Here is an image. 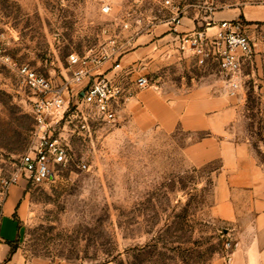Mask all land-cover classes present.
Returning a JSON list of instances; mask_svg holds the SVG:
<instances>
[{
	"label": "rangeland",
	"instance_id": "1",
	"mask_svg": "<svg viewBox=\"0 0 264 264\" xmlns=\"http://www.w3.org/2000/svg\"><path fill=\"white\" fill-rule=\"evenodd\" d=\"M167 1L0 0V211L7 197H17L18 223L11 242L0 239V264H211L232 248L230 225L211 210L218 160L193 165L183 153L202 133L143 126L126 112V101L114 122L100 121L81 103L82 87L77 88L68 104L76 117L61 128L67 165L38 183L20 170V156L31 144L33 97L18 66L58 84L70 77L69 54L86 62L109 54L102 68L93 70L107 73L148 18L165 19L176 11L180 19L204 27L221 13L241 10L235 20L246 24L242 8L264 7V0ZM104 2L110 5L107 13L100 9ZM254 24L255 49L264 65V22ZM142 72L140 66L126 76L132 93L141 90L135 79ZM183 72L200 76L203 70L191 66ZM179 76L171 61H156L147 74L150 83L161 77L175 84ZM255 85L247 78L244 93L236 95L235 131L264 164V93ZM82 116L87 128L80 127ZM11 177L16 183L5 187Z\"/></svg>",
	"mask_w": 264,
	"mask_h": 264
},
{
	"label": "crops",
	"instance_id": "2",
	"mask_svg": "<svg viewBox=\"0 0 264 264\" xmlns=\"http://www.w3.org/2000/svg\"><path fill=\"white\" fill-rule=\"evenodd\" d=\"M239 13L241 10L221 13L213 23L235 19ZM242 13L246 30L253 37L254 23L264 22V7L242 8ZM170 17L148 18L143 32L132 38L131 49L119 62L123 67L141 66L147 77L156 61H171L180 68L179 80L169 84L158 77L148 87L132 93L133 84L126 79L127 75H121L120 83L128 95L125 110L131 117L139 118L143 126L165 132L180 128L190 134L202 133L184 146L183 153L193 165L218 160V167L213 170L211 210L233 231L232 248L211 264H264V164L248 150V139H240L235 131V121L240 117L236 95L244 93L247 78H252L255 87L259 86V92L264 93V65L256 52L254 64L243 67L234 90L213 68L202 69L200 76L185 74L183 70L196 65L177 53L175 38L177 33L196 26L183 18L174 23ZM114 72L109 70L106 74ZM16 199L7 197L0 211V239L4 243L11 242L17 233L18 223L13 217Z\"/></svg>",
	"mask_w": 264,
	"mask_h": 264
},
{
	"label": "built area",
	"instance_id": "3",
	"mask_svg": "<svg viewBox=\"0 0 264 264\" xmlns=\"http://www.w3.org/2000/svg\"><path fill=\"white\" fill-rule=\"evenodd\" d=\"M165 3L168 1L165 0ZM100 9L103 13L109 12V3H102ZM175 13L173 11L170 20L179 23L180 18ZM124 27H127V23H124ZM175 43L180 56L189 57L201 69L213 68L231 90L237 88L243 67L252 66L255 62V41L245 24L235 19H222L204 27L181 31L176 34ZM108 58L109 54H100L86 62L75 53L69 54L70 77L58 84L27 65L17 67L22 82L33 97L31 144L19 160L20 170L32 182L50 180L57 168L65 167L68 163L67 143L61 128L76 117L68 112V104L69 94L77 88L82 87L78 91L80 101L92 110L96 119L104 122L116 120L117 111L128 96L119 77L137 68L123 67L117 61L111 66V70H115L112 75L93 71ZM149 85L145 74L136 77L137 88L143 89ZM79 124L81 128L88 127L84 116ZM80 167L85 168L86 164L81 163ZM16 181V177H11L4 180L3 185L8 187Z\"/></svg>",
	"mask_w": 264,
	"mask_h": 264
},
{
	"label": "trees",
	"instance_id": "4",
	"mask_svg": "<svg viewBox=\"0 0 264 264\" xmlns=\"http://www.w3.org/2000/svg\"><path fill=\"white\" fill-rule=\"evenodd\" d=\"M15 215H13V217H14ZM12 251V250H11Z\"/></svg>",
	"mask_w": 264,
	"mask_h": 264
}]
</instances>
